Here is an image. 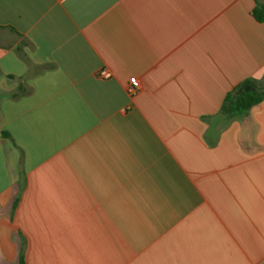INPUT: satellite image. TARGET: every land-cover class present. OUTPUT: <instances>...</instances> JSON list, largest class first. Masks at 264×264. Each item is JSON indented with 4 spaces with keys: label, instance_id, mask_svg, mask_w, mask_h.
Instances as JSON below:
<instances>
[{
    "label": "crops",
    "instance_id": "obj_1",
    "mask_svg": "<svg viewBox=\"0 0 264 264\" xmlns=\"http://www.w3.org/2000/svg\"><path fill=\"white\" fill-rule=\"evenodd\" d=\"M256 5L0 0V264H264Z\"/></svg>",
    "mask_w": 264,
    "mask_h": 264
},
{
    "label": "trees",
    "instance_id": "obj_2",
    "mask_svg": "<svg viewBox=\"0 0 264 264\" xmlns=\"http://www.w3.org/2000/svg\"><path fill=\"white\" fill-rule=\"evenodd\" d=\"M253 14L258 21L264 22V3L257 0ZM262 101H264V86L257 79L250 77L227 93L222 110L225 113H240ZM19 264H26L22 254L19 258Z\"/></svg>",
    "mask_w": 264,
    "mask_h": 264
},
{
    "label": "built area",
    "instance_id": "obj_3",
    "mask_svg": "<svg viewBox=\"0 0 264 264\" xmlns=\"http://www.w3.org/2000/svg\"><path fill=\"white\" fill-rule=\"evenodd\" d=\"M111 72L110 70L106 69V68H103L99 71V76L103 77V78H109L111 77ZM139 88H140V84L138 82V79L136 77H132L130 80H129V84L127 85V92L130 94V95H135L138 93L139 91Z\"/></svg>",
    "mask_w": 264,
    "mask_h": 264
}]
</instances>
